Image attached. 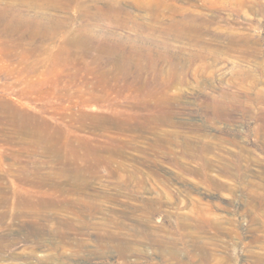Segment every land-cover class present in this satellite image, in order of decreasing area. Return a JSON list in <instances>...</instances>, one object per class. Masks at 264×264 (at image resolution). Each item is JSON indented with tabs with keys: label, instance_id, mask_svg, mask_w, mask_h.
I'll return each mask as SVG.
<instances>
[{
	"label": "rangeland",
	"instance_id": "1",
	"mask_svg": "<svg viewBox=\"0 0 264 264\" xmlns=\"http://www.w3.org/2000/svg\"><path fill=\"white\" fill-rule=\"evenodd\" d=\"M15 11L0 35V264H264V0ZM76 36L105 61L59 54Z\"/></svg>",
	"mask_w": 264,
	"mask_h": 264
},
{
	"label": "bare ground",
	"instance_id": "2",
	"mask_svg": "<svg viewBox=\"0 0 264 264\" xmlns=\"http://www.w3.org/2000/svg\"><path fill=\"white\" fill-rule=\"evenodd\" d=\"M34 6H40V7L49 8V9H57L58 8V0H18L17 5L15 6L14 10H11L10 13L6 14L4 12H0V32H1L0 35L2 34V32L3 33L4 32L9 33V32H11L13 30L15 31V27L20 22V17H18L17 13H14V12H16L15 10L18 11V9H22V7H28L29 8V7H34ZM114 6H115V4H114ZM110 7H112L111 3L103 4L102 7L99 8L100 10H98L100 12L101 16H97V15L91 16L90 15V18L94 19V18H99V17L102 18V17H104L105 13H106V10H108ZM1 8H4V6H2ZM113 8L114 7H112L111 9H113ZM6 16H9L8 20H5ZM175 22L177 24H180V29L176 32L177 35H180V36L182 35L183 36L184 34H186L188 38H190L192 40H195V41H198L197 34L195 35V33H198V29H195V28L193 29L192 25L183 23L180 20L179 21L177 20ZM175 22L173 24H175ZM40 27L44 30V33H46L45 35H49V34H54V31H52V30H53V28L55 29L56 27H58V24L57 25H49L47 22L46 23L44 22V23H41ZM85 28L89 29L87 27H85ZM183 37H186V36L184 35ZM2 44H5V43L2 42ZM67 45L68 46H66V48L63 47V45H62L61 50H59L58 53L59 54H61V53L66 54V56L69 59H71L72 61H80V60H82V61H84V63L88 67L90 66L91 69L93 68V65L95 63H97V64L103 63L105 61L106 57L109 54V52H108L109 49L108 48H106L105 46H103V47L102 46H100V47H96L95 46L94 47L93 43H92V40H87L86 38L82 39V36H76L74 39L70 40ZM197 45H198V47H197L198 48V50H197L198 52L196 54L201 59H205L207 57H211L213 59H219V57L221 56L220 55L222 53L221 49L213 48V47L207 46V45H202L200 43H197ZM4 46L6 47V45H4ZM17 46H19L20 48L24 49L27 54L31 53L30 52L31 50H28L23 42L12 43L10 45L9 49H11L13 47H17ZM32 48H34V49H38L39 48V49H41L43 51H46V49H47V47L45 45L40 44V43L39 44H35ZM32 48H30V49H32ZM113 49H115V48H113ZM18 55H21V53L17 52L16 56H18ZM86 57H90V60L85 59ZM129 58H131V57L126 56L124 53H118V55L114 58V66L117 67V69H118V71L120 73H122L124 71L125 65L132 61ZM172 59H174V57H172ZM140 60H141V58H140ZM157 62H159V61H157ZM4 86L6 88H8L9 84L8 85H4ZM21 92H23V90H21ZM99 96H92V98L89 97V101L93 100L94 102H98L99 99H100ZM175 108H177V107H175ZM2 117L5 118V119L10 120L6 115H3ZM172 117H173V115H172ZM10 123H12V125H13V121L12 120L10 121ZM25 128H26V125L20 124L18 127H16L15 132L18 135H20L21 133H23L26 130ZM6 134H7V132H6ZM6 137H7V140H8V137H9L8 134L6 135ZM38 141L42 145L44 150H50V146H52L51 145L52 144L51 140H48L43 135H39L38 136ZM0 201H1V198H0Z\"/></svg>",
	"mask_w": 264,
	"mask_h": 264
}]
</instances>
